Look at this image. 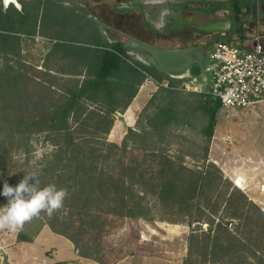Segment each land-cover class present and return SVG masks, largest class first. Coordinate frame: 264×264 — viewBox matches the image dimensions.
<instances>
[{
  "label": "rangeland",
  "instance_id": "obj_1",
  "mask_svg": "<svg viewBox=\"0 0 264 264\" xmlns=\"http://www.w3.org/2000/svg\"><path fill=\"white\" fill-rule=\"evenodd\" d=\"M25 1L32 2L29 4L32 10L35 1ZM47 1L54 2L63 15L71 17L66 29L60 31L61 24L52 20L57 14L51 11L41 25V10L36 33L27 32L34 21L31 18L22 25V31L17 34L18 43L9 48L8 53L0 45V76L4 79L9 76L11 80L7 97L15 96L21 100L16 113L22 112L29 120L48 114V110L55 108L54 99L63 102L65 90L77 83L80 85L87 78L84 63L69 56L59 43L77 50L91 46L93 40L113 43L114 39L120 38L124 41L127 36L123 33L129 34L132 30V18L122 21L117 16L116 12L121 11L116 7L117 0H43L45 4ZM211 1L186 0L180 3L178 0H161L144 3L147 22L173 36L172 40L157 42L153 36H148L147 42L166 49L186 46L188 42H182L178 32L189 14L205 17L199 8L207 7ZM218 2L229 3L228 0ZM185 3L187 6L183 5ZM2 4L4 7L11 5L3 0ZM16 7L21 9L22 5ZM167 7L184 11V14L177 16L169 13ZM167 14L170 17L167 18ZM210 15L213 13L206 14V17ZM73 22H76L75 26ZM129 55L137 59L135 55ZM151 70L164 77L168 75L160 73L156 67ZM163 84H168L166 78ZM175 84L185 100L191 102L198 99L188 94L200 92L179 89L184 84L180 79ZM115 95L121 107L129 98L122 88ZM161 103H164L163 98L159 96L149 110L138 113L134 126L137 133L130 136L121 152L124 161L122 169L130 172L132 167L141 163L142 169H146L144 177L150 176V171L158 177L160 158L147 156L144 148L154 147L158 153L164 151L177 168L185 165L202 176L195 200L202 209L201 216L198 217L195 212L198 206L194 209L193 218L185 216L191 172L181 170L174 177L178 190L168 201L159 200L153 193L159 188H155L141 202L134 201L126 208L133 210L134 215L102 213L98 215L104 224L91 220L84 227L85 231L78 234L81 240L77 248L80 257L74 264H258V256L264 255V102L248 107H221L216 116L214 135L217 136L213 135L210 139L205 132L208 113L203 109L193 111L188 106H182L183 123H175L168 131L146 139L144 133L148 127V116L155 110V105ZM3 111L1 103L0 113ZM117 117L121 118L120 112L116 113L115 119ZM43 129L35 127L30 144L12 152L11 174H25L42 166L46 156L54 149L52 141L46 137L48 131ZM86 129H93V124L90 122ZM117 131L114 136L109 133V138L114 139ZM126 133L119 144H122ZM113 163L114 158L110 157L108 164ZM148 168L150 171H147ZM237 172L245 173L252 184L253 187L244 188L248 194L233 182L232 177ZM136 190L140 192L142 189L136 187ZM249 192L258 194L260 198L252 200ZM6 203L7 198L0 195V204ZM196 216L199 221H193ZM42 222L52 223L40 214L26 223L19 231L18 239L29 238L33 228ZM219 222L229 229L231 236H227L223 247H205L206 235L215 236L214 229Z\"/></svg>",
  "mask_w": 264,
  "mask_h": 264
},
{
  "label": "trees",
  "instance_id": "obj_2",
  "mask_svg": "<svg viewBox=\"0 0 264 264\" xmlns=\"http://www.w3.org/2000/svg\"><path fill=\"white\" fill-rule=\"evenodd\" d=\"M34 1V7L31 10L29 4L32 2L19 1L22 8L18 9L14 4L4 7L0 0V45L5 47V53H8V49L18 43L17 34L22 31V25L31 18L34 21L27 32L36 33L41 10H43L41 25L48 11H51L52 14H57L52 20L56 24H61L60 31L69 26L67 21L71 17L63 15L54 2L47 1L45 4L43 0ZM242 8V0H236L230 5L217 2L215 7L209 8L208 11L232 9L233 19L238 21ZM75 23L73 22L74 26ZM91 44V46H83L74 50L64 43H59L63 50L70 54L69 56L84 63L87 78L80 85L77 83L67 88L64 92V101L59 103L54 99L55 108L48 110V114L37 119L29 120L22 112L16 113L21 100L15 96L7 97L11 80L9 76L6 79L0 76V104L4 106V111L0 113V193H2L5 182L16 186L23 176L31 171L39 173L41 187L54 184L58 188H67L69 194L64 201V206L51 217L45 213L41 215L52 221L54 231L69 238L76 249L81 243L78 234L85 231L84 227L89 225L91 220L94 219L104 224L98 214L134 215L133 210H126V208L134 201L141 202L155 188H159L157 192L156 190L153 192L157 198L163 202L168 201L169 198L174 197L173 192L178 190L174 177L181 170L190 171L185 165L177 168L171 157L164 151L158 153L154 147H145L147 156L160 158L159 176L152 175L153 172L148 168L147 171H150L151 175L144 177L146 169H142L141 163L132 167L130 172H125L122 169L124 161L121 152L125 149L130 136L133 134L135 136L137 132L133 127H128L122 144L110 141L108 138L116 113L125 112L138 92L139 85L148 75L158 82V89L142 112L149 110L159 96L163 98L164 103L156 104L155 110L149 114L148 127L144 133L146 139H152L156 133L168 131L175 123H183L181 121L184 113L182 106H188L193 111L203 109L208 113L209 121L205 132L210 139L214 135L217 112L222 107L221 100L209 92H191L188 95L198 99L191 102L185 100L177 90L175 84L177 78L161 70H159L160 73L168 75L164 77L153 73L151 69L155 66L147 65L130 56L127 52L128 48L122 43L93 40ZM196 68L193 69L194 73L198 72ZM165 78L168 80L167 85L163 84ZM136 84L138 85L135 86ZM121 88L129 95L122 107L117 103L115 95V92ZM8 108L10 111H7ZM90 122L93 124V129L88 130L86 128ZM37 126L48 131L46 137L52 141L54 149L46 156L41 167L26 171L25 174H11L12 152L30 144V138ZM110 157L114 158L113 165L108 164ZM190 172L189 194L185 200V216L193 218V212L197 206L196 215L201 216L202 209L195 203V200L198 196L199 179L202 176L194 171ZM158 178L160 180L156 182ZM136 187L142 190L137 192ZM4 205L0 204V206ZM77 216L80 217L76 218ZM197 216L193 221L200 220ZM76 222L79 223L76 225ZM214 232L215 236L206 235L205 247L211 246L213 249L223 247L227 236L232 234L220 222ZM224 235H226L225 238ZM193 239L194 235L191 236V247ZM258 262V264L264 263V255L258 256Z\"/></svg>",
  "mask_w": 264,
  "mask_h": 264
},
{
  "label": "crops",
  "instance_id": "obj_3",
  "mask_svg": "<svg viewBox=\"0 0 264 264\" xmlns=\"http://www.w3.org/2000/svg\"><path fill=\"white\" fill-rule=\"evenodd\" d=\"M242 2L243 8L238 21L233 19V13L227 9L213 12L208 11L210 7H203L199 9L205 17H196L189 14V20H194L198 25L199 33L195 34L193 32L187 44L202 48V60L194 66L198 69L197 73L193 72V67L190 74L171 77L183 79L184 83L190 82L194 86H197L201 92H209L212 87L213 78L207 70L209 63L208 55L215 42L228 41L250 49L255 43V36L259 29V20H262L263 23L261 33L262 41L264 42V0H242ZM211 13L213 15L206 17V14ZM251 27L252 30H250ZM157 89L158 82L148 75L143 83L139 85L138 92L125 112L120 113L121 118L117 117L115 119L110 130V136H114L116 131L119 130L114 139L109 138L108 135L109 139L119 143L128 127L134 128L137 123L136 118L138 113L142 111ZM131 109H133V116L129 119ZM232 180L247 194L248 191L245 189L253 187L246 178L245 173H235ZM249 196L254 201L260 198L258 194L253 195L250 192ZM19 231L0 230V264H5L6 262L8 264H74L80 257L74 243L64 235L56 233L51 224L40 223L33 228L31 234L28 236L29 238L22 240H19L17 237Z\"/></svg>",
  "mask_w": 264,
  "mask_h": 264
},
{
  "label": "built area",
  "instance_id": "obj_4",
  "mask_svg": "<svg viewBox=\"0 0 264 264\" xmlns=\"http://www.w3.org/2000/svg\"><path fill=\"white\" fill-rule=\"evenodd\" d=\"M208 57L207 70L213 78L209 93L221 100L222 107H248L264 102V42L259 29L252 48L217 41ZM179 89L201 92L190 82Z\"/></svg>",
  "mask_w": 264,
  "mask_h": 264
},
{
  "label": "clouds",
  "instance_id": "obj_5",
  "mask_svg": "<svg viewBox=\"0 0 264 264\" xmlns=\"http://www.w3.org/2000/svg\"><path fill=\"white\" fill-rule=\"evenodd\" d=\"M68 194L67 188L54 184L41 187L37 171L26 173L16 186L5 182L0 195L7 203L0 206V230L19 231L41 213L51 217L64 206Z\"/></svg>",
  "mask_w": 264,
  "mask_h": 264
},
{
  "label": "water",
  "instance_id": "obj_6",
  "mask_svg": "<svg viewBox=\"0 0 264 264\" xmlns=\"http://www.w3.org/2000/svg\"><path fill=\"white\" fill-rule=\"evenodd\" d=\"M129 1L149 2L153 0ZM143 18L144 12L139 13L136 19L138 26H142ZM124 45L129 49V54L135 55L141 62L147 65H153L157 69L170 74V76L190 74L195 64L202 60V48L191 46L190 44L182 48L166 49L131 36L125 40Z\"/></svg>",
  "mask_w": 264,
  "mask_h": 264
},
{
  "label": "flooded vegetation",
  "instance_id": "obj_7",
  "mask_svg": "<svg viewBox=\"0 0 264 264\" xmlns=\"http://www.w3.org/2000/svg\"><path fill=\"white\" fill-rule=\"evenodd\" d=\"M92 1H94V0H92ZM153 1L159 2L161 0H153ZM178 1L180 3H184L186 0H178ZM218 1L219 0H212L207 5V7L214 8L215 3H217ZM228 1H229L228 5H230L231 3H233L236 0H228ZM94 2H101V1H94ZM144 3H146V2H133V1L131 2L129 0L128 1L117 0L116 7L121 9V11L116 12L117 16L120 17L122 19V21L127 19L128 17L133 19L131 32L129 34L127 32H124L123 33L124 36H127V38L132 36V37L141 39V40L146 41V42H147L146 37H148V36H153L155 39V42L160 41V40H165V41L172 40L173 39L172 33H169L166 31L162 32L159 30L158 27L147 22V14L148 13L143 8ZM183 5L187 6L186 3ZM201 8H203V7H201ZM227 10H230L233 13L232 9H227ZM167 11L169 13H172V14L177 15V16H180L182 13L184 14V11L181 12V10H177L173 7H167ZM141 12H144V18H143L142 26H138L136 24V19L138 18V14ZM214 12H216V11H214ZM168 17H170V16L167 14V18ZM189 18H190V16L186 18V21L184 22L185 24L182 26L181 30L178 32V34H180V35H177V36L181 37L182 42H186V43L188 41H190V37H191L190 35L193 32L195 34L199 33L198 25L195 23L194 20H192V21H191V19L189 20ZM262 25H263L262 20H259L260 32L262 31V29H261ZM250 30H252V27L250 28ZM180 37H178V38H180ZM125 40L122 41L120 38H116V39H114L113 42L114 43H122V45L125 47V45H124ZM184 46H182V47H184Z\"/></svg>",
  "mask_w": 264,
  "mask_h": 264
},
{
  "label": "bare ground",
  "instance_id": "obj_8",
  "mask_svg": "<svg viewBox=\"0 0 264 264\" xmlns=\"http://www.w3.org/2000/svg\"><path fill=\"white\" fill-rule=\"evenodd\" d=\"M4 1L8 5H9V3L10 4L12 3V4H14V5L18 6V7L21 6V4L18 2V0H4ZM132 116H133V109H131L130 112H129V119H131Z\"/></svg>",
  "mask_w": 264,
  "mask_h": 264
}]
</instances>
